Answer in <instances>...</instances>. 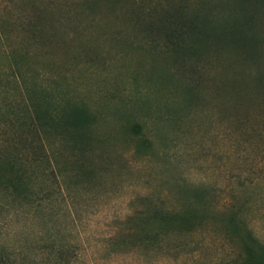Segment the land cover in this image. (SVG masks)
Here are the masks:
<instances>
[{"label": "rangeland", "instance_id": "1", "mask_svg": "<svg viewBox=\"0 0 264 264\" xmlns=\"http://www.w3.org/2000/svg\"><path fill=\"white\" fill-rule=\"evenodd\" d=\"M212 2V35L179 44L88 13L22 58L23 82L0 86V151L42 190L29 238L55 234L70 264H237L247 232L264 245V0L247 14ZM230 23L243 41L218 39ZM144 199L203 218L190 229L139 220L131 239Z\"/></svg>", "mask_w": 264, "mask_h": 264}, {"label": "trees", "instance_id": "2", "mask_svg": "<svg viewBox=\"0 0 264 264\" xmlns=\"http://www.w3.org/2000/svg\"><path fill=\"white\" fill-rule=\"evenodd\" d=\"M212 1L0 0V54L10 60L6 68H0V86H4L9 77L11 82H23L26 73L23 68H27V64L22 62V58L30 55L33 47L51 46L55 36L54 29L58 25L72 23L74 29H77V24L73 22H78L88 13L101 11L102 15H107L116 12L118 19L125 24L138 26L147 37L179 44L192 36L204 39L213 32L214 28L211 26L215 23L217 14ZM228 2V6H223V9L228 7L232 12L246 11L247 14L248 9L262 5L263 0ZM243 22L245 25L252 23L250 14L245 16ZM232 23L229 26L218 25L221 26L220 29L215 24L218 39L229 35L234 42L244 40L246 32L242 24L232 28ZM253 79L261 83L258 75ZM31 108L37 118L38 103L31 102ZM68 124L75 126V122ZM24 165L17 157L6 156L0 151V214L1 211L6 213L0 215V264H49V261L51 264H70L73 251L55 234L47 233L45 236L29 238L28 225L43 211L44 204L36 198L42 190L34 183L35 171ZM45 192V197L50 198L51 194ZM198 194L199 190L191 192L195 199ZM145 201H142L144 205ZM148 205L143 206L131 220L133 225L128 227L131 229L128 232L131 239L144 231L141 222L136 223L139 220L156 219L162 229H166L171 223L178 224V228L186 225L190 229L203 218V214H199L194 206L175 213L160 206ZM233 220L232 216L224 218L228 226L234 225ZM245 238L244 260L237 264H264V245L249 232L245 234Z\"/></svg>", "mask_w": 264, "mask_h": 264}]
</instances>
